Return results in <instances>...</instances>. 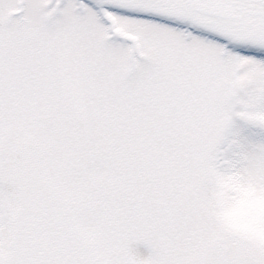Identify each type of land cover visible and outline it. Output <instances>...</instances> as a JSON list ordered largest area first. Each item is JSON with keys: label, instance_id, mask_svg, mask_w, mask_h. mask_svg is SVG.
<instances>
[{"label": "snow or ice", "instance_id": "1", "mask_svg": "<svg viewBox=\"0 0 264 264\" xmlns=\"http://www.w3.org/2000/svg\"><path fill=\"white\" fill-rule=\"evenodd\" d=\"M93 90L125 132L104 254L39 166ZM0 264H264V0H0Z\"/></svg>", "mask_w": 264, "mask_h": 264}, {"label": "rangeland", "instance_id": "2", "mask_svg": "<svg viewBox=\"0 0 264 264\" xmlns=\"http://www.w3.org/2000/svg\"><path fill=\"white\" fill-rule=\"evenodd\" d=\"M91 116L87 128L63 112L59 130L49 141L39 166L45 176H58V188L67 194L61 201L65 236L88 251L104 254L113 232L122 224L127 184L121 167L111 156L120 147L125 132L112 120V108L102 102L98 90L88 97ZM159 239L165 241L166 233ZM140 258L149 252L160 255L143 243L136 246Z\"/></svg>", "mask_w": 264, "mask_h": 264}]
</instances>
